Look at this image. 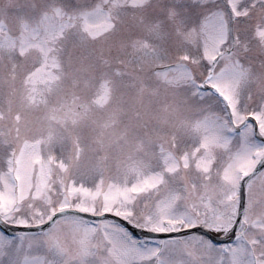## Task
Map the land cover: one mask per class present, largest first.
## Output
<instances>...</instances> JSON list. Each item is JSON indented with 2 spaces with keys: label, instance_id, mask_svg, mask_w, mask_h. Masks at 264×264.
<instances>
[{
  "label": "snow or ice",
  "instance_id": "1",
  "mask_svg": "<svg viewBox=\"0 0 264 264\" xmlns=\"http://www.w3.org/2000/svg\"><path fill=\"white\" fill-rule=\"evenodd\" d=\"M147 3L36 0L15 30L0 20V44L38 54L28 99L60 79L70 43ZM132 48L182 98L171 130L114 171L55 113L0 141V264H264V0H171Z\"/></svg>",
  "mask_w": 264,
  "mask_h": 264
},
{
  "label": "rangeland",
  "instance_id": "2",
  "mask_svg": "<svg viewBox=\"0 0 264 264\" xmlns=\"http://www.w3.org/2000/svg\"><path fill=\"white\" fill-rule=\"evenodd\" d=\"M35 2L12 3L9 14L3 15L1 10L0 15L8 18L3 20L15 30L22 16L31 15L30 6ZM170 2L148 0L145 7H125L114 13L117 16L114 30L96 39L70 43L63 55L60 79L50 90L45 89L43 98L36 102L28 99L25 79L38 54L33 50L21 58L7 44H0V89L4 82L9 86L17 82L12 86L16 91L11 102L8 89L0 96V118H6L11 112L15 117L19 115L18 125L10 131L11 139L19 142L39 135L44 130L45 117L55 113L58 127L67 136L79 137L86 148L98 151L106 158L103 160L106 167L114 171L118 163L137 151L140 141L154 139L157 136L154 132L170 131L180 115L182 98L176 89L158 82L152 75L151 59L140 58L132 48L134 38L145 36L149 21L164 17ZM135 17L137 19L130 23ZM165 28H168L167 22ZM255 67L257 71H264L258 65ZM105 81L109 89L107 98L97 103L94 98ZM83 111L85 113L81 114ZM137 113L142 116L139 117L141 123L148 126L143 132L135 126L139 123ZM2 122L7 124L5 120ZM3 125L0 124V141H9L5 129L8 127ZM9 126H12L11 121ZM11 139L9 143L15 144ZM119 143L130 147H121ZM88 155L86 151L85 157Z\"/></svg>",
  "mask_w": 264,
  "mask_h": 264
}]
</instances>
